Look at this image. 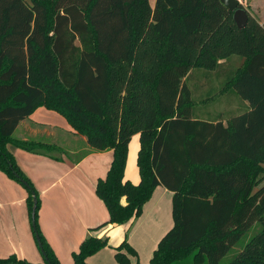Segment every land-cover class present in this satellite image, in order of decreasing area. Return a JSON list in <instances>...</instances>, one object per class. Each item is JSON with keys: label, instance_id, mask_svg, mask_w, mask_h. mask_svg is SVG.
<instances>
[{"label": "trees", "instance_id": "trees-1", "mask_svg": "<svg viewBox=\"0 0 264 264\" xmlns=\"http://www.w3.org/2000/svg\"><path fill=\"white\" fill-rule=\"evenodd\" d=\"M245 11L238 29L220 0H0V172L26 189L30 223L37 192L7 146L54 147L14 136L20 121L44 107L113 154L94 188L108 220L74 264L108 246L93 233L128 231L156 187L173 225L149 264H221L244 240L227 264H264V20ZM134 135L137 184L124 180ZM35 225L43 264H60ZM114 250L116 264L136 256L126 234Z\"/></svg>", "mask_w": 264, "mask_h": 264}, {"label": "rangeland", "instance_id": "rangeland-1", "mask_svg": "<svg viewBox=\"0 0 264 264\" xmlns=\"http://www.w3.org/2000/svg\"><path fill=\"white\" fill-rule=\"evenodd\" d=\"M239 1L245 4L247 1L249 2L251 0ZM153 2L154 0H150L151 4H153ZM223 107L224 105H219L217 108L222 109ZM138 149L139 139L138 136L134 135L128 146L124 175V180L132 184H137L139 182L136 166ZM51 152L53 155L59 153V151ZM2 175L5 177L2 178L6 183L0 179V259L15 255L17 259L24 260L29 264H43V255L38 249L32 233L28 206L25 201L27 191L17 181L10 179L5 174ZM74 177L75 175L72 174L70 180ZM67 180L68 178L66 181ZM66 181H63L64 183H57L53 186L52 190L59 191L61 195H64V202L60 203L57 209H53L55 203H38L35 220L38 230L46 239V226H49V223L46 222V208L50 205L48 211L52 214V218L58 219L57 227L62 230L63 225H65L67 230L62 234H58V232L49 234L47 238L50 239V244L47 240L46 241L51 249L54 248L57 251L56 257L61 264H74L72 254L77 252V246L85 239L88 233L85 227H82L81 231L79 230L81 221L89 223L90 218L95 216L96 220L99 218L100 225L107 221L100 219L102 218L101 216L107 215V210L95 193L92 201L88 198L87 203L74 202L78 197V191L79 193L82 192L80 188L76 186L71 187V185H66ZM70 182L72 183V181ZM9 184L20 189V191H22L21 194L14 188H10ZM171 197L172 194L170 192L162 187H156L150 199L142 206L138 218L131 223L130 229L126 233V242L135 250L136 256L132 257L128 255L130 264H149V260L158 241L169 229H171L173 225L171 216ZM94 203H98L99 207L98 204ZM154 203L156 204L154 205ZM92 224L93 223H91L90 226L96 225ZM82 233L83 235H80ZM81 236L84 237L81 239ZM244 243L245 240L236 248H233L221 261V264H227L231 258L237 254ZM124 251L125 250H123V252ZM88 263L116 264L115 250L107 246L102 247L88 259Z\"/></svg>", "mask_w": 264, "mask_h": 264}, {"label": "crops", "instance_id": "crops-1", "mask_svg": "<svg viewBox=\"0 0 264 264\" xmlns=\"http://www.w3.org/2000/svg\"><path fill=\"white\" fill-rule=\"evenodd\" d=\"M241 5L260 23L264 20V0H251L245 4L242 2ZM13 135L22 140L38 141L52 145L54 148L51 151H59L56 155H53L51 151L47 154H36L23 151L11 144L7 146L18 166L36 189L39 203H55L53 209H57L59 204L64 202L65 196L61 195L59 191H52L53 186L57 183H64L63 181H66L67 178L66 185L76 186L82 192L79 193L78 191V197L74 202L87 203L88 198L92 201L97 180L104 178L109 169L113 158L112 151L98 152L92 150L88 146L86 138L77 134L64 117L44 107L37 108L29 117L20 121ZM2 174L0 172V179L6 183ZM72 174L75 177L70 180ZM137 177L139 178V176ZM9 187L14 188L20 194L22 192L17 187H13L12 184H9ZM26 198L27 195L25 201ZM49 207L50 205L46 208V222L49 223V226H46V240L48 242L50 240L47 238L49 234L55 232L62 234L67 230L65 225H63L62 230L57 227L58 219L52 218V214L48 211ZM101 217L100 219L108 220V213ZM99 221V218L96 220L95 216L90 218L89 223L81 221L79 230L81 231L82 227H85L88 232L89 229L97 227ZM91 223L96 225L92 224L93 226H90ZM123 233L126 234L127 230L108 225L93 233V235L97 237L107 235L110 243L115 245L121 239ZM80 235H83V233ZM82 237L84 236H81V239ZM107 247L114 250L109 245ZM52 249L56 255L57 251L54 248Z\"/></svg>", "mask_w": 264, "mask_h": 264}, {"label": "water", "instance_id": "water-1", "mask_svg": "<svg viewBox=\"0 0 264 264\" xmlns=\"http://www.w3.org/2000/svg\"><path fill=\"white\" fill-rule=\"evenodd\" d=\"M220 2L230 11L232 12V19L235 23V25L237 26L238 29H242L246 26L247 21H248V13L245 11L244 8H242L240 5V3L238 2V0H220ZM23 183V182H22ZM33 198V207H32V212H31V225H32V230L34 232V237L37 243L38 248L40 249L41 254L43 255V251H42V247H41V243H40V238L39 235L36 231V225H35V208H36V201H35V196L34 194L32 195ZM113 226H117L122 228V230H127V228L129 227L128 224H124V225H116V224H112ZM96 238H99L103 241L108 242V245L116 248L118 246H120V244L124 241L125 239V234L123 233L121 236V239L119 241L116 242L115 245L111 244L109 241V238L107 235H101V236H95ZM2 264H17V263H2Z\"/></svg>", "mask_w": 264, "mask_h": 264}, {"label": "built area", "instance_id": "built-area-1", "mask_svg": "<svg viewBox=\"0 0 264 264\" xmlns=\"http://www.w3.org/2000/svg\"><path fill=\"white\" fill-rule=\"evenodd\" d=\"M238 2L241 4V2L238 0Z\"/></svg>", "mask_w": 264, "mask_h": 264}]
</instances>
